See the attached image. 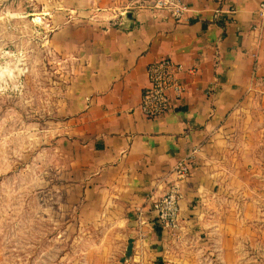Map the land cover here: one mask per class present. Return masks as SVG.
<instances>
[{"label":"crops","instance_id":"0c3cea01","mask_svg":"<svg viewBox=\"0 0 264 264\" xmlns=\"http://www.w3.org/2000/svg\"><path fill=\"white\" fill-rule=\"evenodd\" d=\"M187 1L192 11L180 22L139 9L130 23L121 0L52 33L54 49L80 61L56 108L71 145L63 149L71 154L64 194L74 191L118 225L123 246L111 255L125 264H263L261 0ZM164 57L184 66L188 91L176 108L149 118L141 110L148 66ZM193 148L190 176L179 184L180 225L167 234L149 209Z\"/></svg>","mask_w":264,"mask_h":264},{"label":"rangeland","instance_id":"374dc122","mask_svg":"<svg viewBox=\"0 0 264 264\" xmlns=\"http://www.w3.org/2000/svg\"><path fill=\"white\" fill-rule=\"evenodd\" d=\"M118 3L0 0V264H125L111 255L123 246L118 225L74 191L64 194L71 145L56 108L80 61L51 43L64 21ZM107 237L115 239L108 251Z\"/></svg>","mask_w":264,"mask_h":264},{"label":"built area","instance_id":"2783aa9c","mask_svg":"<svg viewBox=\"0 0 264 264\" xmlns=\"http://www.w3.org/2000/svg\"><path fill=\"white\" fill-rule=\"evenodd\" d=\"M139 9L167 11L177 22L185 20L192 11L187 0H126V7L122 13ZM231 12L234 10L231 9ZM258 16L264 21V0L260 1ZM184 70L182 64L170 57L149 64V84L143 90L141 102V110L145 116L156 118L178 106L188 91V83L182 77ZM189 72L195 73L196 67L190 68ZM197 151L198 148H193L187 157L176 164L173 170L175 179L150 206L152 221L164 233L174 234L179 228L182 198L179 184L190 176L191 165Z\"/></svg>","mask_w":264,"mask_h":264},{"label":"water","instance_id":"95a60500","mask_svg":"<svg viewBox=\"0 0 264 264\" xmlns=\"http://www.w3.org/2000/svg\"><path fill=\"white\" fill-rule=\"evenodd\" d=\"M132 13L133 12H131V11H128V12L124 13L125 17L130 21V23L133 22V14Z\"/></svg>","mask_w":264,"mask_h":264}]
</instances>
